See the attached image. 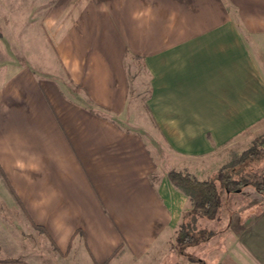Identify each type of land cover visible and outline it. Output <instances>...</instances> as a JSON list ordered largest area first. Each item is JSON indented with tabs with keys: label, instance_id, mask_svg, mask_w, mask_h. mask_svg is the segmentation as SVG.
Returning <instances> with one entry per match:
<instances>
[{
	"label": "crops",
	"instance_id": "1",
	"mask_svg": "<svg viewBox=\"0 0 264 264\" xmlns=\"http://www.w3.org/2000/svg\"><path fill=\"white\" fill-rule=\"evenodd\" d=\"M137 61L154 150L122 124ZM263 132L264 0H0V264L168 258L191 203L159 146L226 159ZM250 211L204 241L215 264H264Z\"/></svg>",
	"mask_w": 264,
	"mask_h": 264
},
{
	"label": "rangeland",
	"instance_id": "2",
	"mask_svg": "<svg viewBox=\"0 0 264 264\" xmlns=\"http://www.w3.org/2000/svg\"><path fill=\"white\" fill-rule=\"evenodd\" d=\"M20 60L23 61L22 59ZM128 68H129L128 75L130 78L131 87H130V92L128 94L126 118L125 119L123 118L126 123L122 122V124L128 128H132L140 131L143 130L144 132L142 131V134H144V138H146L149 145L154 150L155 145L158 144L156 140L157 132L155 131L153 124L151 123L148 115L146 114V110L144 106L146 92L143 90L146 89V77L141 68L140 61H137L134 65L131 66L128 65ZM254 137H251L250 139H246L243 143H239L238 145H234L228 148L227 155L225 154L226 159L217 160L213 158L212 160L203 159V160H197L195 162H190V161L182 162L181 161L182 158L173 156L170 150H168L163 145L159 146L158 153L157 152L156 153L163 161L164 168L168 170L167 172L171 170L188 172L194 175L199 180H206L216 175L217 171L229 161L232 152L240 153L243 150L247 149L250 146L252 139ZM172 159L174 160L175 165H177V163L179 162V164H183L188 167L190 166L191 169L194 171L192 172L191 170L188 169H184V170L170 169L168 163ZM245 169L249 172L252 171L263 172L264 158L256 162H250V164L247 165ZM206 171L209 172L207 173ZM194 173H196V175ZM260 207H264V192H258L251 185L243 186L240 189L233 192L223 193L219 212L216 218L214 219L205 218L203 219L205 221L202 222V224H200L201 222H199L200 221L199 219L196 222L195 231L194 230L190 231V233L194 236V241L186 244L182 248L177 247L178 250L176 252V250L172 248V246L173 247L176 246V240H174V242L169 248L170 249L169 252H171V254H168L167 256L168 258L166 259L157 258L158 263L156 262L155 263L156 264H215L216 260H218L216 256H217V252L220 249L217 246L220 245V242L214 243L213 246L216 249L212 250L211 242L209 244L208 243L204 244V241L208 238L211 237L213 238V235L214 237H218V238L221 237L220 235L225 234L222 233L221 231H224L225 229L228 230L227 226L225 225L226 222L238 218L247 219V217L251 215L250 208H253V210L255 211V209H258ZM191 208H192V204L190 205V209ZM183 220H184V216H183ZM228 235H230V232L228 233ZM215 239L216 238H214V240ZM181 250L182 252L181 254H179L180 253L179 251ZM208 251H210V253ZM53 259L54 260L51 261L52 264H61V263H56V256ZM76 262L77 260L74 259L72 264H76Z\"/></svg>",
	"mask_w": 264,
	"mask_h": 264
},
{
	"label": "trees",
	"instance_id": "3",
	"mask_svg": "<svg viewBox=\"0 0 264 264\" xmlns=\"http://www.w3.org/2000/svg\"><path fill=\"white\" fill-rule=\"evenodd\" d=\"M262 158H264V133L255 136L250 146L242 152H232L229 161L214 177L199 180L188 172L169 171L167 177L170 183L184 193L192 204L177 232L176 246L172 248L177 251V247L182 248L194 241L190 231H195L199 219L216 218L223 193L236 191L246 185L253 186L258 192H264V171L249 172L245 169L250 162Z\"/></svg>",
	"mask_w": 264,
	"mask_h": 264
}]
</instances>
